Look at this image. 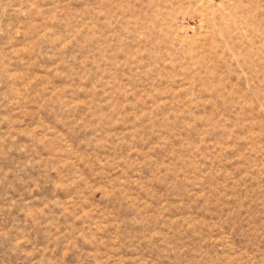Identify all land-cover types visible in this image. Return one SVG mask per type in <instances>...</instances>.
Masks as SVG:
<instances>
[{"label":"rangeland","instance_id":"rangeland-1","mask_svg":"<svg viewBox=\"0 0 264 264\" xmlns=\"http://www.w3.org/2000/svg\"><path fill=\"white\" fill-rule=\"evenodd\" d=\"M0 264H264V0H0Z\"/></svg>","mask_w":264,"mask_h":264}]
</instances>
